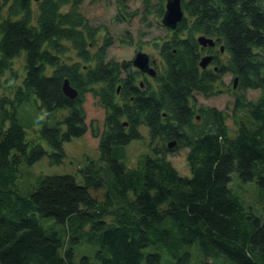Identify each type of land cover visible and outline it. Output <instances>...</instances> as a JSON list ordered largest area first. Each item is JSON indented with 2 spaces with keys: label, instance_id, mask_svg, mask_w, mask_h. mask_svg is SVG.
<instances>
[{
  "label": "trees",
  "instance_id": "trees-1",
  "mask_svg": "<svg viewBox=\"0 0 264 264\" xmlns=\"http://www.w3.org/2000/svg\"><path fill=\"white\" fill-rule=\"evenodd\" d=\"M82 2L0 0V78L24 59L20 84L0 96V264H264V0H181L183 18L161 50L166 66L156 95L129 104L121 94L123 107L114 93L131 71L106 60L110 39L89 52L99 30ZM163 3L141 0V22L162 17ZM126 7L117 1V20L128 16ZM195 35L215 39L228 54L214 76L198 69ZM225 73L237 79L230 109L201 105L195 114V95L221 92L216 84ZM64 80L78 91L75 100L63 95ZM90 88L110 110L99 161L79 170L81 184L43 174L26 183L27 168L44 155L59 163L63 143L84 134L81 104ZM248 90L259 94L248 99ZM32 100L47 114L38 130L19 111ZM139 126L147 129L149 152L130 167L127 146ZM156 135L160 147L152 149ZM173 139L186 150L188 176L167 158L164 143ZM234 180L252 183L259 216Z\"/></svg>",
  "mask_w": 264,
  "mask_h": 264
},
{
  "label": "rangeland",
  "instance_id": "rangeland-1",
  "mask_svg": "<svg viewBox=\"0 0 264 264\" xmlns=\"http://www.w3.org/2000/svg\"><path fill=\"white\" fill-rule=\"evenodd\" d=\"M117 1L118 0H83L81 3V11L88 18L91 26L99 30L97 35H95V41L93 44H90L89 52H96L106 39H110L111 44L106 50V60L112 59L118 63L130 61L134 56L135 49L148 51L152 53L153 56H156L157 49L151 48L149 45L151 44L153 46L155 43L160 44L166 39L167 34V28L160 23V18L149 16L144 22H141L139 15L141 12V0H123L128 7L125 8V10L128 11V16L122 13L125 18L121 17V19L117 20L116 15L119 12L117 10ZM133 12H136L137 15L130 17ZM122 41L126 42L124 43ZM74 60L77 61L76 58ZM11 72L15 73L16 79L12 80L13 77ZM11 72L4 74V76L0 78V96L3 94L10 96L8 92L9 88H11L10 86L15 87V85L20 84L24 74V59L22 56L14 59ZM15 80L17 81L15 82ZM230 82L231 77L225 74L221 87L222 91L210 97L196 94V104L216 108L220 111L229 110L234 98V90L229 86ZM258 94V91L253 90H248L246 92L248 99H255ZM83 108L87 126L85 134L82 137L72 138L70 141L63 143L64 156L59 163L50 164L49 161L51 158L48 155H44L32 166V168H27L30 175L26 178L24 177L26 183L34 184L38 174L71 175L76 177L78 183H82L79 170L86 166L87 161L98 159V136L93 135L94 133L97 134V131L99 135L102 131L104 120V110L99 106V103L92 93H86L84 95ZM19 111L22 116V121L24 119L22 123H32L35 125V130H38L41 125L46 122L47 114L37 109L33 100L24 103ZM60 116L61 113H58L57 117ZM26 132L28 139L34 136V132L29 128ZM140 132L143 135L141 141H133L127 146V164L130 167L135 165L137 156L149 152V142L146 131L145 129H140ZM39 143L49 154L51 149L46 145L47 143L43 139H41ZM168 150H170V152L167 154V158L172 166L180 175L188 176L189 167L186 161V150L181 148L174 149L173 146ZM232 187L237 190L236 192L246 204L251 203L253 205H251L253 207V213L259 216L261 214L259 211L261 205L255 197L252 183L240 184L234 180ZM89 192L92 196H102V191L99 190L91 188Z\"/></svg>",
  "mask_w": 264,
  "mask_h": 264
},
{
  "label": "flooded vegetation",
  "instance_id": "flooded-vegetation-1",
  "mask_svg": "<svg viewBox=\"0 0 264 264\" xmlns=\"http://www.w3.org/2000/svg\"><path fill=\"white\" fill-rule=\"evenodd\" d=\"M164 5H165V0H164V3H163V7H164ZM161 19H162V17H160V23H161ZM175 29H176V27L174 29L167 28L166 39H164L160 44L159 43L158 44L155 43V45L153 44V46L151 44L149 45L151 48L157 49L156 56H153L152 53H150L148 51H142V50L135 49L134 50V56L132 57V59L130 61L122 63L126 67V69L127 70L129 69L131 72L128 73V75H127V72H124L122 74L121 78L123 80H126V83L124 81L121 82L119 84V86L117 87V90L114 93V96H115L114 101H117V103H120L121 107L124 106V103H123V99L124 98H127L126 102L131 104V102L133 101L134 97L142 96L143 98L146 99V98L150 97L151 95L152 96L154 94L156 95V91H157L156 78H157L158 74H160L163 71V69L165 68V66H166V64H165L166 62H165L164 58L161 56V50H162L163 45L166 42L170 41V38L174 34V30ZM183 35L186 36L187 34L184 33ZM197 36L198 35H195V39H196V42H197V45H198L197 46V53H198V56H199L198 57L199 60H198V63H197L198 64V69H199L200 72L201 71L210 72V75L214 76V75H216V73H218L219 67H222L226 63L227 58H228V54H227V52L224 51L222 45L216 43L215 39L206 38V39H210L211 40L212 45H209V44H204L203 45V44L198 42L197 39L199 37H197ZM200 37H202V36H200ZM96 52H94V53H96ZM94 53H91V54H94ZM137 53L145 54L148 57L146 69H148L150 71L152 70L151 72L153 74L141 71V70H139V68H137L136 66L133 65V60H134V57H135V55ZM203 57H207L209 59L208 63L205 65V67H201L199 65V62H200L201 58H203ZM225 74H228L231 77V82L229 83V86H231V89L236 88V83L234 85V76L232 74H230V73H225ZM225 74H223L217 80L216 87L218 88L219 91H222L221 87H222V83H223V76ZM128 76L130 77L131 81H127L128 80ZM91 89L92 88H90L87 92H85L83 94V98H82L83 102L81 104L82 107H83V103H84V95L86 93H92L93 94ZM77 93H78V91H77ZM121 94L124 95V98L121 96ZM77 97H78V95H77ZM95 98H96L97 102L99 103V106L101 107L100 102H99V97L95 96ZM129 106H131V105H129ZM200 106L201 105H197L196 106L195 114H197L198 108ZM101 108L104 110L103 129L99 133V135H98V131H97V134L94 133V135H93V136H98V147H97V158L98 159L97 160H89V161H87V164L90 161H94V162L99 161V159H100L99 158V156H100V154H99L100 153L99 152L100 140H101L103 134L107 133L108 136L111 134L110 127L108 126V122H107V117H108L107 114L110 113V110L107 111L103 107H101ZM83 110H84V108H83ZM84 114H85V111H84ZM127 119H128L127 116L124 114L123 118L120 120V122L122 124V127H123L122 134L124 136H127L129 134V132H130L129 131L130 125H129V122H128ZM196 122H199V118H198L197 115H196ZM84 125H85L86 130H87V126H86V123H85V118H84ZM140 129H145L146 134H147V129L144 126H139L138 139L137 140H129L128 145L131 142H133V141H141V139L143 138V135L141 134ZM86 130H85V132H86ZM85 132H84V134H85ZM84 134H82V136ZM82 136H80V137H82ZM74 138H79V137H74ZM150 143H151V146H152V143H153L152 149H159L160 141H159L157 135L153 139H151ZM170 143H172L173 148H176V146L178 144L176 139H173V140L165 142L164 146L167 149H170V147H168V145Z\"/></svg>",
  "mask_w": 264,
  "mask_h": 264
},
{
  "label": "water",
  "instance_id": "water-1",
  "mask_svg": "<svg viewBox=\"0 0 264 264\" xmlns=\"http://www.w3.org/2000/svg\"><path fill=\"white\" fill-rule=\"evenodd\" d=\"M37 1V0H35ZM183 18V11L181 9V0H165L164 5V13L161 19V24L167 28L174 29L178 22ZM198 42L201 44H209L212 45L210 39H206L204 37H199ZM147 59L148 57L145 54L137 53L133 60V65L139 68V70L152 73L150 70L146 69L147 67ZM209 59L207 57L201 58L199 65L201 67H205L208 63ZM146 69V70H145ZM153 74V73H152ZM237 79H234V85ZM62 93L68 99H73L76 96V91L73 89L67 80H64L62 84ZM172 143L168 145L171 147Z\"/></svg>",
  "mask_w": 264,
  "mask_h": 264
},
{
  "label": "bare ground",
  "instance_id": "bare-ground-1",
  "mask_svg": "<svg viewBox=\"0 0 264 264\" xmlns=\"http://www.w3.org/2000/svg\"><path fill=\"white\" fill-rule=\"evenodd\" d=\"M75 91H76V89H75ZM76 93H77V91H76ZM77 95H78V93L76 94V96L73 99H70V100H75L77 98Z\"/></svg>",
  "mask_w": 264,
  "mask_h": 264
}]
</instances>
